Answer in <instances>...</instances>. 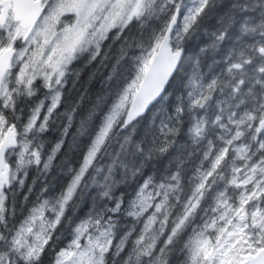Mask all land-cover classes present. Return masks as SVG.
<instances>
[{
    "label": "snow or ice",
    "instance_id": "1",
    "mask_svg": "<svg viewBox=\"0 0 264 264\" xmlns=\"http://www.w3.org/2000/svg\"><path fill=\"white\" fill-rule=\"evenodd\" d=\"M0 264H264V0H0Z\"/></svg>",
    "mask_w": 264,
    "mask_h": 264
}]
</instances>
